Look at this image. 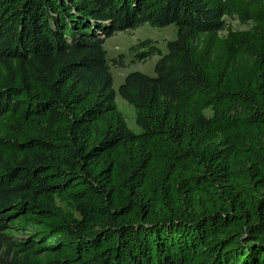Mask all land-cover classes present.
Returning a JSON list of instances; mask_svg holds the SVG:
<instances>
[{"label":"trees","instance_id":"1","mask_svg":"<svg viewBox=\"0 0 264 264\" xmlns=\"http://www.w3.org/2000/svg\"><path fill=\"white\" fill-rule=\"evenodd\" d=\"M0 264H264V0H0Z\"/></svg>","mask_w":264,"mask_h":264},{"label":"rangeland","instance_id":"2","mask_svg":"<svg viewBox=\"0 0 264 264\" xmlns=\"http://www.w3.org/2000/svg\"><path fill=\"white\" fill-rule=\"evenodd\" d=\"M227 22L234 29H245L247 24L242 23L236 17H227ZM177 36V26L174 24L165 27H154L148 23L134 29L116 31L106 40L105 47L108 51L111 70L114 76V88L117 91V103L120 110L125 114L129 127L136 133L141 132L136 122L135 108L119 93V86L123 83L126 75L133 71H142L154 75L155 64L160 57L154 55L146 59H137L136 50L133 49L140 41L151 39L164 53L167 52V42Z\"/></svg>","mask_w":264,"mask_h":264}]
</instances>
